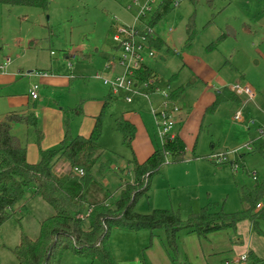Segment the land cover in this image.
<instances>
[{"label":"rangeland","instance_id":"obj_1","mask_svg":"<svg viewBox=\"0 0 264 264\" xmlns=\"http://www.w3.org/2000/svg\"><path fill=\"white\" fill-rule=\"evenodd\" d=\"M145 3L146 0H50L46 13L26 6L0 5V66L9 59L6 72L13 76L12 84L0 93V120L9 111L36 113L32 103L9 110L7 102L9 98L27 97L33 81L29 76L34 73L83 76L76 89L63 86L49 95L59 107L81 104L83 100L105 101L111 96L100 140L104 154L95 168L96 171L102 163L110 167L99 183L111 195V208L119 201L122 187L133 183V175L125 169L127 162L134 158L143 160L148 141L155 150L162 147L150 101L158 107L164 98L152 93V88L140 86L139 93L132 95V102L128 103L124 95H114L103 81L120 70V51L112 38L113 27H143L135 18ZM160 8L157 1L152 13L141 21L149 27ZM153 32L165 42L164 47L156 49V59L149 62L156 74L153 91L184 89V100L177 105L188 118H183L174 133L180 134L187 149L181 162L175 163L169 157L135 211L148 215L153 210H173L180 212L183 220L209 206L211 212H240V189H253L256 179L264 181V153L252 144L259 138V129L264 128V0H184L179 7L172 8ZM54 62L66 64L58 63L54 72ZM109 62L116 65L117 71L106 69ZM236 86L252 88L256 99L247 102L245 95L233 91L240 101L222 103L212 111L217 94L225 89L232 91ZM38 87V93L44 90L42 85ZM147 93L150 101L145 97ZM238 112L240 120L235 119ZM124 115L137 128L132 144L124 142L117 126ZM73 135L79 134L74 131ZM198 156L201 159L194 158ZM222 157L227 162L218 164ZM56 170L62 175L69 166L60 163ZM33 194V189H29L25 200L15 207L13 217L0 228L1 264H18L14 252L22 239H39L42 222L54 215L53 208ZM261 230L264 231V222ZM194 240L203 245V255L208 242L196 234L182 232L180 259L174 262L163 230L157 231L152 242L147 231L114 229L110 233L111 249L118 264H152L146 255L151 249L157 251L164 264H190L188 249ZM260 240L264 246V237ZM208 255H212L210 251ZM218 259L221 264L220 255ZM224 261L235 264L234 258ZM61 264L101 263L67 251Z\"/></svg>","mask_w":264,"mask_h":264},{"label":"trees","instance_id":"obj_2","mask_svg":"<svg viewBox=\"0 0 264 264\" xmlns=\"http://www.w3.org/2000/svg\"><path fill=\"white\" fill-rule=\"evenodd\" d=\"M0 5L26 6L46 13L50 0H0ZM172 8L167 3L154 16L148 30H154ZM147 37L151 47L161 49L165 46V42L157 35L148 33ZM141 79L154 80L156 74L147 67ZM184 93V89L179 88L171 92L170 98L175 102L183 100ZM110 99L96 118L90 137H72L68 131L57 148L40 150L37 164H30L27 160L28 138L24 131L37 129L38 117L32 112H11L0 121V228L13 217L15 207L25 200L29 189H33V195L54 210V215L41 224V237L37 240L25 237L16 248L14 254L18 264H61L63 254L67 251L81 258L98 260L101 264H118L110 246V233L114 229L133 233L147 231L151 242L157 237V231L163 230L167 250L174 262L180 259L179 240L182 232L206 239L212 233L235 230L240 222L249 221L255 232L264 237V231L261 230L264 206L258 209L264 203V181L258 179L253 189H240V212H211L209 206L183 220L180 212L173 210H153L148 215L135 211L139 200L148 196L154 177L162 172L169 157L175 163L184 160L187 146L178 136L172 142L166 141L143 163L135 158L128 161L127 170L134 177L133 183L122 187L119 201L111 208L108 205L111 195L99 183L110 167L102 163L95 171L104 154L100 140ZM236 101H240L239 96L225 89L217 94L212 111L222 103ZM117 126L124 142L131 144L136 136V127L123 117L117 121ZM38 135L40 144L43 135L40 131ZM252 144L256 150L264 153L263 139L258 138ZM60 163L69 166V170L62 175L56 170ZM249 260L250 264L260 261L251 254Z\"/></svg>","mask_w":264,"mask_h":264},{"label":"crops","instance_id":"obj_3","mask_svg":"<svg viewBox=\"0 0 264 264\" xmlns=\"http://www.w3.org/2000/svg\"><path fill=\"white\" fill-rule=\"evenodd\" d=\"M149 62H148V67L151 68ZM58 63L59 62H54V64L51 66V69L54 72H55V67H57ZM9 64H10V60L7 59L6 64H4V66H0V73H1L0 93L3 91V89H5L7 86L12 84L13 76L11 74H7L6 72V69L8 68ZM59 64H61V66H65L66 63L60 62ZM114 70L117 71V67H115ZM120 72L121 70H119L118 73ZM56 74L57 75L49 76L46 73H42V74L34 73L30 75L29 77L32 78L33 81L29 86L27 97H23L21 98V100L9 98L7 101L9 110L21 108L27 103H32V105H34L37 109L36 113L34 114L38 117L39 120L38 128L37 129L31 128L24 131L28 138L27 160L30 164H37L39 162L40 150L46 151L57 148L61 144V142L65 139L68 131H70L72 137H76L73 135L74 131L77 134H79L78 136H83L85 138L90 137L95 127L96 118L102 112L104 104L107 102L109 98H111L110 96L105 101L83 100L81 104L77 103L74 106L59 107L58 105L52 103L51 97H49V95L52 93L54 94L59 92L60 91L59 89L62 88L63 86L67 87V89L70 90L76 89L80 83V79H82L81 77L83 76L72 75V74L67 75L66 73H62V74L56 73ZM38 84L42 85L44 90L39 92L40 94L38 93L39 98L37 100H33L30 97V91L34 85L38 86ZM38 90H40V88ZM228 90L231 91V89ZM221 93L222 92H219L218 94ZM184 97H185V93H184ZM111 99H110V103H111ZM255 99H256V95H255ZM180 101L181 100L176 102L178 103ZM9 113H11V111H9L3 117L5 118ZM122 117L130 121L135 126V124L131 120H129L125 115ZM183 118L186 119L188 117L184 116L181 112V118L175 128H177L178 125L181 124V122H183ZM39 131L43 135L40 144L38 143ZM136 133H137V128H136ZM177 136L181 138L180 134H177ZM154 152H155L154 147L148 141L147 150L144 152L143 155L146 157L143 160H138L137 158L136 159L138 162L143 163ZM194 158L201 159L199 158V156ZM127 167L128 164L125 168L126 171H127ZM219 232L212 233L208 236L210 238L207 237L205 239L208 242V248L206 249V251L203 252V255L200 254V248H202L203 245L198 240H194V243L188 249L191 259L190 264H218V260H219L218 255L222 257L221 264H224V262H226L224 261L225 259L230 258V260H232L233 258L236 259L239 258L240 256L250 255V254L253 255L257 260L264 259V249H263L264 246L260 245L261 242L260 237L262 236H260L257 232H255L249 221L240 222L235 230L229 229L224 232L223 231H219ZM190 238H195V237H190ZM209 251L215 257H212V255L209 256L208 255ZM156 254L158 253L155 249H151L148 252H146L147 257L152 264H160V263L164 264V261L158 258ZM146 255L145 254L143 255L144 260L146 258L145 257ZM137 260H141V259L138 258Z\"/></svg>","mask_w":264,"mask_h":264},{"label":"built area","instance_id":"obj_4","mask_svg":"<svg viewBox=\"0 0 264 264\" xmlns=\"http://www.w3.org/2000/svg\"><path fill=\"white\" fill-rule=\"evenodd\" d=\"M157 1L160 3V10L162 11L164 6L169 3L171 6L179 7L184 0H146L145 5L142 7L141 12L138 17L135 18L136 23H140L143 27L137 26H125V25H115L113 27L114 33H112L113 41L116 48L120 51L118 58V67L121 72L115 75L113 78H103L104 84L109 86L114 95H124L125 100L128 103L132 102V95L139 93L140 86L145 88H152V93L160 94L164 100L154 107L153 103L150 101V94H146L145 97L148 98L152 107V115L154 118V123L157 128V137L162 142V146L166 141H174L177 138V134L174 133L176 125L179 123L181 118V108L177 105V102L170 98L172 91H163L155 89V79L144 81L141 79L143 72L148 67V62L156 59L157 53L156 49L151 47L148 41V33L154 35L153 30H148L141 19L145 18L147 14L152 13L154 5ZM158 12V13H159ZM172 31V30H170ZM116 67L113 63L107 64L108 70H114ZM97 78L102 79L101 76ZM39 87L34 85L30 91V97L33 100H37ZM237 95H245L248 98L247 102H251L255 98L254 92L249 88H242L236 86L232 88ZM235 119H241V112L236 114ZM259 138L264 140V128L259 129ZM227 161L225 157L217 160L218 164H222ZM264 203L258 206V209L262 208ZM235 264H250L249 255L240 256L235 259ZM255 264H264V259L256 262Z\"/></svg>","mask_w":264,"mask_h":264}]
</instances>
